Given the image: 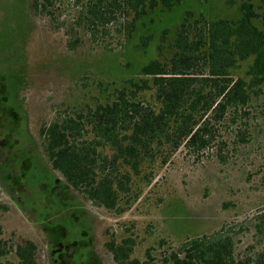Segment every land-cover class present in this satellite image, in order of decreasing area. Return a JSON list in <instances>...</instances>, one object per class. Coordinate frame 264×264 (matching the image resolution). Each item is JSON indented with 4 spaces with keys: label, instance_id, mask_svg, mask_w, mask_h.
<instances>
[{
    "label": "rangeland",
    "instance_id": "obj_1",
    "mask_svg": "<svg viewBox=\"0 0 264 264\" xmlns=\"http://www.w3.org/2000/svg\"><path fill=\"white\" fill-rule=\"evenodd\" d=\"M242 1L183 0L170 11L158 6L130 39L120 26L83 31L71 50L68 42L78 36L66 31L72 6L58 3L49 17L36 14L32 0H0V224L8 246L32 240L40 264H117L108 243L125 238L134 240L132 257L141 261L148 252L159 255L215 233L231 235L236 254L249 250L256 216L264 212V86L248 116L222 127L221 135L236 134L224 150L226 161L213 150L191 154L181 148L154 168L149 185L127 192L124 211L98 206L70 186L52 168L40 134L73 105L100 97L98 80L121 83L152 59L170 57L186 12L236 20ZM254 3L263 15L264 1ZM255 22L263 28L260 19ZM148 35L145 47L141 40ZM252 62H239L231 73L245 76ZM2 261L18 264L15 251Z\"/></svg>",
    "mask_w": 264,
    "mask_h": 264
},
{
    "label": "trees",
    "instance_id": "obj_2",
    "mask_svg": "<svg viewBox=\"0 0 264 264\" xmlns=\"http://www.w3.org/2000/svg\"><path fill=\"white\" fill-rule=\"evenodd\" d=\"M182 1L32 0V6L36 14L49 17L58 3L73 7V20L65 25L71 36L78 33L68 42L75 50L83 31L96 34L120 26L130 39L150 11L158 6L170 11ZM240 9L236 20L186 12L170 57L152 59L121 83L98 80L100 97L93 103L79 102L42 126V146L52 168L96 205L124 211L127 192L149 185L154 168L181 148L191 154L213 150L226 161L224 150L236 134L221 135L222 127L248 116L247 108L264 86V14L254 0H243ZM141 41L147 47L152 36ZM250 58L246 75L235 77L231 70ZM239 137L247 141L242 132ZM254 228L244 255L236 254L233 237L223 233L189 238L159 255L148 252L142 261L132 257V238L110 241L108 248L117 264H264V212L256 216ZM12 250L18 264H40L36 244L25 240L8 246L0 224V264Z\"/></svg>",
    "mask_w": 264,
    "mask_h": 264
}]
</instances>
